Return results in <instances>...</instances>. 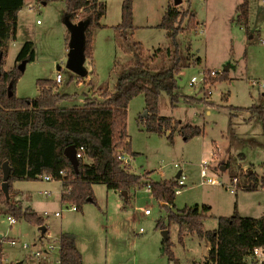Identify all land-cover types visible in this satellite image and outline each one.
<instances>
[{"label":"rangeland","instance_id":"374dc122","mask_svg":"<svg viewBox=\"0 0 264 264\" xmlns=\"http://www.w3.org/2000/svg\"><path fill=\"white\" fill-rule=\"evenodd\" d=\"M103 1L105 19L92 29L91 58L84 59L83 66L90 74L86 81L85 76H78L66 67L70 31L65 23V0H23L15 38L9 41L7 54L1 62V70L12 68L22 44L33 42L35 59L24 64L15 86L17 97H36L39 93L37 80H54L59 71L63 80L54 84L53 90L70 97L62 100L58 107L82 106L90 99L101 101V92L114 89L121 64L130 59L129 43L139 42L148 54L157 48L162 52L174 48L167 29L158 26L174 0H132L133 28L125 37H120L117 30L124 0ZM240 2L181 0L177 5L192 14V21L189 17L183 19L175 39L185 65L177 80L179 101L172 105L165 92L159 98V115L178 121L172 141L168 133L145 130L140 121L145 111L143 94L132 98L127 107L130 152L126 153L132 172L149 171L152 179L160 180L155 168L165 163V180H170L176 172L172 163L182 165L187 176L186 185L175 194L171 207L176 211L195 204H213L203 219V228L207 230L216 229L218 218L232 215L235 209L248 217H258L264 211L263 191L239 189L231 193L224 185L199 184L202 159L212 161L215 169L226 165L229 159L228 169L219 174L224 183L231 176H237L245 184L246 173L262 174L264 136L261 122L256 116L249 118L248 112L238 108L264 105V0H249L248 31L236 22ZM84 14L83 10L78 11L73 22L80 21ZM162 52L154 63L161 61ZM201 70L217 73L209 78L206 87L190 85L191 76L199 75ZM223 71L226 73L222 77ZM186 97L197 102H185ZM186 124L198 126L201 134L184 139L180 127ZM217 149L220 155L210 159L211 151ZM243 164L244 169L240 167ZM59 183L41 178L12 182V188L18 191L11 195L12 199L43 216L47 232L40 238L39 225L25 219L9 225L6 216L2 217L3 263L56 264V247L50 249L49 245L57 246L61 231L73 234L83 264L204 263L205 241L189 230V234H183L186 227L180 233L179 225L168 221L167 208L146 187L130 188L125 196L96 183L92 185L95 202L87 201L81 209L70 210L69 203L58 196ZM44 191L51 193L47 196ZM140 207L150 208L151 214H144ZM56 212L59 215H55ZM164 230L167 231L166 239ZM9 239L17 243L11 245L7 242ZM24 242L30 248H22ZM164 246L169 248L174 259H168ZM35 248H41L47 259L34 256Z\"/></svg>","mask_w":264,"mask_h":264},{"label":"trees","instance_id":"16d2710c","mask_svg":"<svg viewBox=\"0 0 264 264\" xmlns=\"http://www.w3.org/2000/svg\"><path fill=\"white\" fill-rule=\"evenodd\" d=\"M66 18L73 22L78 11L84 16V58L91 56L92 29L100 26L99 20L105 14L103 0H65ZM23 0H0V53L2 61L7 54L8 43L15 38L18 12ZM191 15L187 9L170 4L159 27L167 29L174 48L155 49L145 53L139 42L129 43L130 59L122 63L117 74L113 90L101 92V101L90 99L82 106L68 108L58 104L70 96L54 92L56 82L52 79H38L39 93L34 98L17 97L15 86L22 70L19 63L33 61L35 50L32 41H25L20 47L15 64L8 70H1L0 76V220L4 216H13L16 220L25 219L33 224L44 225L43 216L30 206H23L11 195L18 191L12 188L14 180H36L43 175L52 176L62 182L61 200L81 209L84 202L94 201L92 185L102 183L107 189L126 191L135 187L150 186V192L157 200L165 202L169 222L177 223L180 233L183 227L205 238L209 244L204 264H256L252 250L264 246V214L258 217L242 216L235 209L230 216H220L217 228L204 230L203 219L210 206L207 204L185 206L174 211L175 179L158 180L150 177V172L138 174L123 167L118 159L120 149L130 152L127 126V107L132 98L144 95L146 116L140 121L147 132L172 133L177 129L178 121L173 117L159 115V98L162 92L170 97L175 105L179 101L176 93L178 75L185 66L182 52L175 42L184 18ZM249 0H241L237 6L236 22L248 31ZM133 28L132 0H124L121 10V22L117 25L120 37L127 36ZM127 39V38H126ZM161 61L154 63L157 55ZM1 61V62H2ZM199 61V59H198ZM120 66V65H119ZM60 69V68H59ZM226 71H223L222 77ZM218 77L215 78L217 80ZM11 92V94H9ZM189 101L187 99L185 102ZM256 116L262 125L264 136V105L238 108ZM184 139L201 134L198 126L186 124L180 127ZM74 145L83 146L85 158L78 159L74 169L64 153V149ZM8 161L10 174L7 193L2 188V163ZM262 174L246 173V182L242 190H264V161ZM60 171L64 174L61 175ZM233 177V176H232ZM158 225L161 226V223ZM162 228H165L162 226ZM167 240H165L166 242ZM59 264H83L75 238L69 232H61L59 237ZM172 260L173 254L163 247ZM0 245V264L2 261Z\"/></svg>","mask_w":264,"mask_h":264},{"label":"built area","instance_id":"2783aa9c","mask_svg":"<svg viewBox=\"0 0 264 264\" xmlns=\"http://www.w3.org/2000/svg\"><path fill=\"white\" fill-rule=\"evenodd\" d=\"M38 22V21H37ZM216 71L214 70H201L199 72V75H193L191 76L190 80H189V84L190 85H200L202 87H206L208 85V80L209 78H212L216 75ZM63 80V76L62 74L57 71L54 81L56 83H61ZM209 93H211V90H208ZM84 147L83 146H79L78 148L76 147V158L77 159H83L85 158L84 155ZM118 159L121 161L122 166L128 168L129 166V158L127 156V153L125 150L120 149V151L118 152ZM172 166L174 168L179 169L180 175L178 177L175 178L176 181V187H175V193L178 194L181 192V188L185 185L186 183V174L180 169V165L178 162H173ZM158 174L160 177L164 176V172L161 169L157 170ZM219 169H215V167L212 166V163L210 160L207 159H202V161L199 164V170H198V174H199V179H200V184H205V185H224L222 183V180L219 176ZM60 174L63 175L64 172L60 171ZM42 178L46 181H51L52 176L46 174L43 175ZM61 182V181H60ZM62 183V182H61ZM225 187L228 191H230L231 193H235L237 190L242 189V186H240L239 184V178L237 176H233L231 177V179L225 184ZM147 191H150V186H146ZM46 195H49V192L44 191L43 192ZM70 210H76V207L74 205L69 204V208ZM143 212L144 214H150L151 213V209L146 207L143 208ZM55 215H59L58 212L55 213ZM6 219L8 221L9 225H12L14 223H16V219L13 216H6ZM4 236L0 235V245L1 243L4 242L3 240ZM8 243H10L11 245L16 244V240L14 239H9L7 240ZM22 248L26 249V248H30V245L27 243H21ZM50 249H53L54 246L52 244L49 245ZM33 255L38 257H42L43 259H46V255L44 253H42V249L41 248H35L33 249ZM46 252V250H45ZM252 256L255 260L256 264H264V246H256L253 248L252 250ZM39 258V257H38ZM57 264H59V259L57 261Z\"/></svg>","mask_w":264,"mask_h":264},{"label":"water","instance_id":"95a60500","mask_svg":"<svg viewBox=\"0 0 264 264\" xmlns=\"http://www.w3.org/2000/svg\"><path fill=\"white\" fill-rule=\"evenodd\" d=\"M181 3V0H174V4L178 5ZM65 23L67 28L70 31V39H69V47H68V58L66 62V67L73 73L78 76H84L86 74V69L83 66L84 62V54H83V47H84V28L85 24L82 20L78 22H71L67 18L65 19ZM1 61H2V53H0V76H1ZM26 61H22L19 64V69L23 70L24 64ZM60 66H58L59 69ZM224 70H226L224 66ZM11 94V92H9ZM147 111L145 110L143 116H146ZM64 153L71 162L74 169L78 167V159L76 158V147L74 145H69L64 149ZM181 171H178L176 177L180 175ZM2 174H3V181H2V188L7 193V186H8V178L10 174V166L8 161H4L2 163ZM123 195L126 196V191H122ZM42 235L44 234L46 227L44 225L40 226ZM165 239L167 231H162Z\"/></svg>","mask_w":264,"mask_h":264},{"label":"crops","instance_id":"0c3cea01","mask_svg":"<svg viewBox=\"0 0 264 264\" xmlns=\"http://www.w3.org/2000/svg\"><path fill=\"white\" fill-rule=\"evenodd\" d=\"M43 4H45V2L43 3ZM19 13V12H18ZM105 19V14L100 18V20H99V24L101 25V22L103 21ZM127 38V37H126ZM90 58L91 57H89V60H90ZM86 59V58H85ZM83 64H84V62H83ZM225 66V65H224ZM87 75V76H86ZM85 77H86V81H89V76H90V74H89V72H87L85 75H84ZM185 101V100H184ZM187 102H197L196 100L195 101H193V100H190V101H187ZM127 140L130 142V140L127 138ZM220 154H219V150L217 149V151H215V150H212L211 151V156L209 157L210 159L211 158H213L214 156H219ZM212 162V161H211ZM229 163H230V161H229V159L226 161V165H221V168H218L219 170H220V172H219V174L220 173H222L223 171H226L227 169H228V166H229ZM164 166H165V163L163 164H161L160 163V165H159V167L158 168H155L156 170L157 169H161V170H163V172H164V176L163 177H161V179L160 180H163V179H165V176H166V173H165V171H164ZM240 167H242V169H244L246 166H245V164H243V165H240ZM174 168V167H173ZM132 169V168H131ZM155 169H154V171H155ZM174 169H176V172L175 171H173V173H174V179L176 178V174L178 173V171H180L179 169H177V168H174ZM180 169L183 171V168H182V165H181V167H180ZM149 171H144V173H148ZM143 173V174H144ZM199 175V174H198ZM221 177V176H220ZM232 177V176H231ZM231 177H230V179H231ZM41 179H43V178H41ZM221 179H222V177H221ZM229 179V180H230ZM44 180V179H43ZM186 180H187V178H186ZM228 180V181H229ZM46 181V180H45ZM58 182H60V181H58ZM61 183V182H60ZM59 183V187H58V196L60 197V199H61V189H62V183L60 184ZM222 183L224 184V186H225V184L227 183H224V181H222ZM199 184H200V182H199ZM239 184H240V186H242L243 184L240 182V180H239ZM185 185H186V183H185ZM184 185V186H185ZM226 188V187H225ZM147 190V189H146ZM182 190V189H181ZM258 190H260V191H263L264 192V190L263 189H261V188H259V189H257V190H255V191H258ZM116 191H118V190H116ZM47 192V191H46ZM120 192V191H119ZM148 192H150V191H148ZM230 192V191H229ZM252 192H254V191H252ZM49 193H51L50 191H49ZM151 193V192H150ZM236 193V192H235ZM128 195V192H126V196ZM48 196V195H47ZM159 202L161 203V205L163 206V207H166L167 209L169 208V206L165 203V202H163V201H160L159 200ZM212 207H213V204H211L210 205V210L212 209ZM140 209H142V207H140ZM143 210V209H142ZM209 210V211H210ZM151 214V213H150ZM150 214H146V215H150ZM262 214H264V211L262 212ZM261 214V215H262ZM204 230H207V229H204ZM47 232V228H46V230H45V232H44V234L42 235V233L40 232V238L41 237H43L44 235H45V233ZM62 232V231H61ZM60 232V233H61ZM182 232V231H181ZM60 233H59V235H58V239L57 240H59V237H60ZM183 234H189V231H188V229L186 228L183 232H182ZM71 234V233H70ZM73 235V234H72ZM201 239H203L204 241H205V249H206V251L208 252V249H209V244H208V242L206 241V239L205 238H201ZM165 240V239H164ZM75 242H76V246H77V240L75 239ZM57 246H55V244H53L52 243V245L54 246V248L56 249V250H54L55 252H56V256L58 257L57 259H56V264H57V261H58V259H59V253L57 252L58 251V245H59V242L57 241ZM3 252H4V250H3ZM207 252L204 254V256L203 257H205L206 255H207ZM2 255H3V253H2ZM43 259V258H42ZM46 259H47V256H46ZM37 263H38V261H37ZM203 263V262H202ZM39 264V263H38ZM204 264V263H203Z\"/></svg>","mask_w":264,"mask_h":264}]
</instances>
